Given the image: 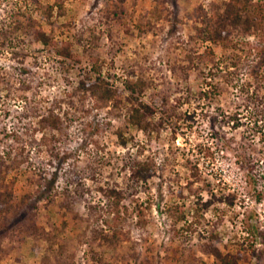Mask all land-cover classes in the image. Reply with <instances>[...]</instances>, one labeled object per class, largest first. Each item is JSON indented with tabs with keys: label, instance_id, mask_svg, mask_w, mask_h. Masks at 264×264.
I'll list each match as a JSON object with an SVG mask.
<instances>
[{
	"label": "rangeland",
	"instance_id": "1",
	"mask_svg": "<svg viewBox=\"0 0 264 264\" xmlns=\"http://www.w3.org/2000/svg\"><path fill=\"white\" fill-rule=\"evenodd\" d=\"M228 1L0 0V194L10 195L0 264H264L251 224L264 201V142L239 92L253 90L258 37L202 38ZM28 17L71 43L78 64L14 30ZM93 61L118 86L144 77L142 99L164 97L169 121L149 135L128 128L119 145L107 108L74 94ZM51 107L61 118L54 153L34 117ZM132 159H151V175L134 180Z\"/></svg>",
	"mask_w": 264,
	"mask_h": 264
},
{
	"label": "trees",
	"instance_id": "2",
	"mask_svg": "<svg viewBox=\"0 0 264 264\" xmlns=\"http://www.w3.org/2000/svg\"><path fill=\"white\" fill-rule=\"evenodd\" d=\"M55 4L61 14V3L56 2ZM35 5L38 6L37 3ZM48 9L51 10L52 6H49ZM261 11V8L253 0H229L224 3L223 11L215 13L207 29L204 31L202 38L204 41L228 42L234 35L243 38L250 35L258 37L257 42L259 44H254L256 48H259L256 57L257 60L255 62L251 61L252 63L247 67L248 73L253 78L254 85H251L253 86V90L249 92L250 84L246 83L239 87V92L246 94V104L251 103L253 105V110H251L249 115L253 124L252 129L260 135V140L264 142V45L260 44L264 41V14H261ZM35 23L36 21L34 19L28 17L25 26L22 24L18 25L17 23L14 30H21L23 34L28 36V42L32 44L41 43L42 47L48 53L60 56L61 59H58L60 62L67 63L71 66L78 64L79 60L74 59L71 43L58 39L53 31L47 34L40 28H35ZM0 36H3V39L6 40L5 32L1 33L0 31ZM232 46L233 48L236 47L234 44ZM206 58L207 56L203 54L197 57L199 63L205 62ZM239 58L238 55L235 56L236 60ZM192 60L193 58H190L189 62L195 67L198 63H193ZM236 64L237 62L233 66H237ZM84 73L85 75H82L78 79L74 87V94L80 99L93 98L96 106L107 108L109 118H113V122L107 119L108 125L113 128L112 130L116 135V140L119 145L125 146L127 144L129 138L126 137L125 130H128V128H134L149 135L155 132L161 124L169 121L173 110L167 108V101L165 100L164 102V97L158 98L156 96L155 98L153 94L151 95L152 103L142 99L146 89L149 87L144 77L137 80L125 79L122 86H118L109 77H105L101 73V65L98 61H93L91 67L84 71ZM207 75L214 78L215 73L209 70ZM230 81L228 79V82ZM213 88L220 91L221 83H218ZM207 93L208 91L201 92L203 95ZM156 115L157 121L154 119ZM34 117L37 118L36 126L39 128L38 130L42 132L43 143L48 144V151L51 149L49 153H54V146L49 144L53 142V133L59 128L61 122L60 116L55 112V108L51 107L41 115L35 111ZM230 118L236 121V117L234 118L232 116ZM115 122L118 124L115 125ZM19 149L21 151L22 148L20 147ZM127 168L130 176L136 181L145 180L154 170L151 159L147 161L132 159L129 161ZM101 191L106 196H112V193L116 196L118 195L115 189L107 191L101 189ZM9 200L10 195L8 192L0 194V211L10 209L8 205ZM216 255L218 256L219 253ZM262 258H264V253H262ZM227 259V257H223L221 264L234 263L233 261L229 262Z\"/></svg>",
	"mask_w": 264,
	"mask_h": 264
},
{
	"label": "built area",
	"instance_id": "3",
	"mask_svg": "<svg viewBox=\"0 0 264 264\" xmlns=\"http://www.w3.org/2000/svg\"><path fill=\"white\" fill-rule=\"evenodd\" d=\"M253 219L251 220L255 232L253 245L258 249L264 247V201L253 203Z\"/></svg>",
	"mask_w": 264,
	"mask_h": 264
}]
</instances>
